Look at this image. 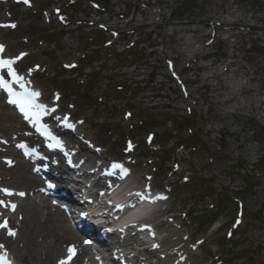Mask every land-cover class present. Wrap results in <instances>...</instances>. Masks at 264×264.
I'll return each mask as SVG.
<instances>
[{
	"label": "rangeland",
	"instance_id": "1",
	"mask_svg": "<svg viewBox=\"0 0 264 264\" xmlns=\"http://www.w3.org/2000/svg\"><path fill=\"white\" fill-rule=\"evenodd\" d=\"M97 1L96 7L79 0L75 9L67 0H32L29 7L0 0L5 54L11 59L27 55L17 65L35 77L47 98L58 89L66 95L62 83L68 78L90 89L92 99L83 100L84 107L71 104L78 106L81 99L71 96L61 103L63 110L73 113L87 147L92 139L101 148L97 152L105 150L101 160L125 159L138 176L147 175L165 188L171 196L165 201L171 212L165 226L179 229L182 264H218L211 262L216 257L222 259L220 264H264V112L240 110L250 96L244 86L255 89L254 101H264V75L256 65L264 59V0ZM219 23L223 26L218 29ZM48 32H53L49 41L39 40ZM132 43L135 50L127 56L124 50ZM83 53L93 54L91 65L90 57L81 61ZM230 56L238 58L239 66L226 72L223 64ZM100 64L103 71L96 74ZM214 74L221 75L234 99L228 101L232 95L222 91L209 107L214 100L202 83L206 77L216 83ZM116 81L124 84L123 91L111 89ZM219 114L224 115L222 122L215 120ZM170 118L173 125L166 124ZM19 124L0 100V158L13 157L5 148L11 152L14 138L25 134ZM221 126L229 131L219 130ZM240 127L249 147L246 154L230 133ZM189 130L195 138L188 137ZM153 132L162 152L170 150L162 172L153 171L158 161L146 143ZM127 139L135 150L126 149ZM175 139L190 148L172 152ZM81 153L95 158L90 151ZM0 174L16 182L12 189L28 190L19 177L27 176L20 162L10 169L1 167Z\"/></svg>",
	"mask_w": 264,
	"mask_h": 264
},
{
	"label": "bare ground",
	"instance_id": "2",
	"mask_svg": "<svg viewBox=\"0 0 264 264\" xmlns=\"http://www.w3.org/2000/svg\"><path fill=\"white\" fill-rule=\"evenodd\" d=\"M135 7L136 4L133 5V8ZM256 28L257 27L251 25L252 30H255ZM260 28L264 29V24H262ZM197 32L198 30L196 31V33ZM199 33H201V31ZM232 47L238 49L236 43H232ZM205 56L206 55H204V57ZM230 57L231 59L223 64V69L226 72L234 66H239L237 60L238 58L236 56ZM256 65L259 69L258 74L264 75V59L262 58L261 60H257ZM209 66L210 65H198L197 68L206 69ZM211 77L216 80V83H209V78L206 77L204 78L202 84L207 87V91L210 92V97L213 100L215 99V97L222 96V91L228 92L229 95H232L230 98H227L229 99L228 101H230L231 98L234 99L232 91L229 89V86L222 81L220 74H214ZM195 80H198V78L196 77ZM263 86L264 80L262 87ZM242 89L243 92L248 93L250 96L248 100L243 102V104L240 106V110L248 111L251 114H257L260 110L264 112V101L261 99H256V101L253 100L252 92H254L255 89L250 88L249 86H244ZM207 101H210V99H207ZM208 103L209 107H212L213 104L216 103V101L214 100L213 102L210 101ZM215 120L218 122H222V120H224V115L219 114L215 117ZM61 127L63 128V125H61ZM225 127L226 126H221L219 130H223L226 132L229 131V129L227 130ZM210 130L213 131V128H210ZM230 133L236 142L237 148H242V150L246 154L249 150V147H245L244 145L246 136L243 137L242 128L240 127L238 129L230 130ZM67 148L69 150L70 156L73 158V161L76 162L78 159H80V149L82 151L83 149H86V143L82 141L80 144V149L78 146L73 144L71 146H68ZM59 161H61V159H59ZM0 165L2 166L3 164L0 163ZM107 166H109V163L105 158H102L101 161H96L86 157V159H84V164L80 166L81 168L77 167L75 169L78 171V173H81V175L72 174L67 178L56 180L55 183H57V185L62 189L65 187L64 185H70V181L72 179L80 178L78 180H81V178H84V182L91 183L93 178L94 183L92 184V187L94 188L95 185L98 187L95 192L96 196H98L101 189L106 188L107 185L111 186L120 183L119 185L114 186L111 190L108 191L107 195L109 196L107 198H102L101 195L100 202H103V204L115 202V198L118 199V202L131 201L132 199L139 200L141 199V196L137 194L146 195L149 193L150 196H147V198L151 197L149 199L154 201L150 203L145 197L141 205H138L136 208L130 211V214L127 218L138 219L142 216L149 219L151 217L152 222L150 224L148 223V226L151 227V230L156 231V239L158 240L156 241L158 242V245L154 250H147L148 252L146 253H151L154 257L158 258V261L151 260L147 262L148 260L143 259V256L145 254L141 253L140 251L133 252L132 249L127 251L128 247L126 246H128V243H126V240L118 239L115 236L112 237L114 239L112 240L111 244L108 245V252H112V250L115 249L116 251L130 254L131 260L134 263L139 262V264H181L180 255L183 252V249L181 244L179 243L182 242V239H178L179 237L177 236V233L175 231L179 230L178 228L168 229L167 227L169 226L164 225L166 219L163 218V214L165 213L167 206L165 205V201L160 198L163 197V195L158 193V190L152 191L150 189V187L152 188V185L150 187L146 185L145 181L142 178L143 175L136 176L133 173L129 172L127 175L129 181H126L124 179V182L120 180L123 179L124 176L119 178L114 170L106 169ZM49 167L51 168L52 166ZM26 173V177H21L22 174L19 175L20 179H22L23 182L22 185H27L28 182L32 180L31 176L29 175V170L26 169ZM10 178L11 177H7L4 174H0V184L16 185V182L11 181ZM83 185L84 183H81V186ZM74 193H76V190L69 191V194L71 196ZM3 195L4 193L0 192V198L3 197ZM26 199L32 200V203H29L28 205L23 204L21 207L19 206V208H16L15 216H20L18 217L17 222H13V220L11 219L13 218L11 213L5 214V217H8L9 220L8 227L15 229L14 235L7 234V228H0V242L11 248V251L14 252L15 257L19 260V262H21L22 264H56L57 258L60 257V255L64 252V248L65 250H67L70 245L77 246L79 254L80 252L86 250L84 242L81 241V244H76L75 235L73 234L72 230L65 225L63 213L57 207L53 208L48 202H46V198L35 195V192L34 196L28 193ZM68 202L72 203V205L75 206L74 201H71L69 199ZM154 204H157L156 210L154 212L155 216H147V211L152 206H154ZM92 214L94 215V217L98 216L94 209H92ZM109 215L110 213L106 216L105 219H107ZM157 218L161 219L159 221H156ZM106 221L102 220L101 222L103 223ZM100 225L98 226L100 227ZM147 230L149 231V229ZM131 233L132 234L130 235V239L136 240L135 231H131ZM81 262L82 258H74L71 261V264H81Z\"/></svg>",
	"mask_w": 264,
	"mask_h": 264
},
{
	"label": "snow or ice",
	"instance_id": "3",
	"mask_svg": "<svg viewBox=\"0 0 264 264\" xmlns=\"http://www.w3.org/2000/svg\"><path fill=\"white\" fill-rule=\"evenodd\" d=\"M23 2L25 4H28L30 3V0H23ZM11 26L15 27L14 24ZM3 47H4L3 45H0V51L3 50ZM12 64H13V61L10 59L8 60L0 59V69H7V75L13 78V82L20 84V87L24 90L22 92H16L12 88L11 82L6 80L3 76H0V88L5 89L9 93L10 97H15V99L10 98L9 102L13 104H17L19 106L20 111L24 113L25 119H28L32 116L38 117L45 108L44 105L37 104L35 102V97L39 96L40 93L30 91L27 88H25L24 84L22 83L23 77L17 75L16 71L12 67ZM66 119L67 118H65V120ZM68 126L71 127V125H68ZM41 127L45 130L46 134L51 136V133L47 131L46 126L42 125ZM52 139H56V138L52 137ZM57 143L59 144L60 142L57 140ZM8 163H11V161H8ZM112 167L120 168L122 166L113 164ZM0 192L4 193V195L6 196H11V195L16 194L12 190L6 189V188H0ZM19 195H24V194L19 193ZM137 195H140L141 198H144L143 194H137ZM160 198H166V197H160ZM0 205L5 206V207L10 206L13 209L15 208V205H8L4 200H0ZM0 228H8V223L6 219L3 221V223H0ZM8 231L10 235H14L11 229H9ZM86 243L88 242L86 241ZM2 247L3 245H0V248ZM74 256H75V247L70 245L68 247V256L64 260H61L60 264H70ZM0 261H3V264H8V262L4 259L3 256H0Z\"/></svg>",
	"mask_w": 264,
	"mask_h": 264
}]
</instances>
